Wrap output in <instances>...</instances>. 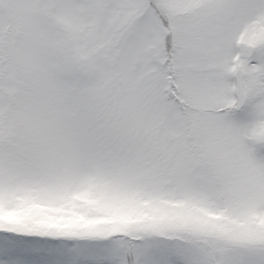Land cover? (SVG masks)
<instances>
[{
	"label": "snow or ice",
	"instance_id": "1",
	"mask_svg": "<svg viewBox=\"0 0 264 264\" xmlns=\"http://www.w3.org/2000/svg\"><path fill=\"white\" fill-rule=\"evenodd\" d=\"M0 264H264V0H0Z\"/></svg>",
	"mask_w": 264,
	"mask_h": 264
}]
</instances>
